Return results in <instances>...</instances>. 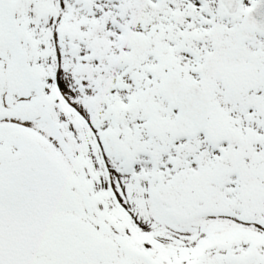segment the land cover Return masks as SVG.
Returning a JSON list of instances; mask_svg holds the SVG:
<instances>
[{
    "label": "snow or ice",
    "instance_id": "1",
    "mask_svg": "<svg viewBox=\"0 0 264 264\" xmlns=\"http://www.w3.org/2000/svg\"><path fill=\"white\" fill-rule=\"evenodd\" d=\"M0 264H264V0H0Z\"/></svg>",
    "mask_w": 264,
    "mask_h": 264
}]
</instances>
